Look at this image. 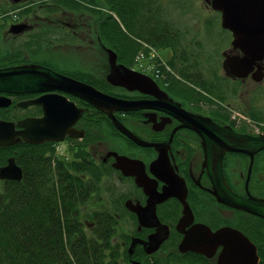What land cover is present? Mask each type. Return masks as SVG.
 <instances>
[{
  "label": "flooded vegetation",
  "instance_id": "flooded-vegetation-1",
  "mask_svg": "<svg viewBox=\"0 0 264 264\" xmlns=\"http://www.w3.org/2000/svg\"><path fill=\"white\" fill-rule=\"evenodd\" d=\"M94 1L96 4L93 3ZM202 1L208 7L212 6V0ZM111 9L104 0H0V19L11 21V25L25 23L27 24L25 30L39 32L37 34H48L46 31L67 33L66 35L69 36L63 35L61 38L67 42L76 41L73 44L80 45L82 44L80 41H83L84 38L87 39L93 32V26L96 25L99 43L104 46L103 38H106L108 34L106 27L109 24V15L113 17L112 20L117 21L118 19L119 24L124 27V24H121V16L114 9ZM125 11L127 9L124 6V10L121 11L122 14L124 12L126 15ZM32 19L35 20L32 21ZM46 23L51 26L42 27ZM153 28L155 27H148V30L152 29L149 32H155L156 30ZM225 30L228 31L229 41L221 49L220 64L223 66L224 75L228 79V83L225 84L227 90L216 91L217 95L214 94L215 92L209 93L203 90L212 99L204 96L199 87L194 90L191 84L181 83L180 85L179 82L178 85H173L169 80L163 79L164 70L162 68H143L139 65L136 57L133 61L125 60L126 62L117 57V63H123L138 73L134 74L138 78L151 81L157 89L150 92L147 91L148 87L146 86L130 89L124 85H114L116 90H109L107 89L108 85H104V88L103 85L91 83V81L72 72H62L84 82H90L100 90L114 96L140 100L146 104L135 110H114L113 113L121 123L141 139L154 145H143L127 136L117 128L108 113L73 93L60 89L25 93L0 92V96L11 99L10 104L0 106V111H2L0 119L16 123L17 128H20L17 124L21 119L43 116V104L29 102L41 95L55 92L73 102L77 111L82 110V114L71 125L73 133L66 132L63 140H47L35 143L22 138L10 145L0 146V151L10 149L5 153V162L0 160V166L8 164L9 158L14 157L15 162L23 171V166L18 162L19 144L22 142L31 144L43 151L42 144H51L57 152L63 146L66 154L73 155L72 159L76 161L85 159L92 162L97 168H100L102 180L114 176L119 180L129 179V183L135 184L137 190V193L124 200L126 208L135 216L137 225H135L133 232H125L126 237L123 240V247L127 250L128 257L132 261L129 264H219V257L225 248L224 244H218L211 256L207 255L208 252L206 251H195L191 248L181 251L180 243L188 233L192 235L196 228L199 229V232L193 235L194 237H198L202 231L210 233L208 229L212 232L221 228L241 231L255 243L259 256L258 264H261L262 261L264 262V217L230 206L218 199L214 193V181L205 166L209 157L204 138L196 129L184 125L182 118L184 112L193 115L199 114L210 117L214 123L220 126L232 127L238 133L264 135V120L260 119L261 115L255 111L251 112L248 107L244 106L243 108L239 107V111L236 102L233 105L230 99L232 95H236L239 90L242 91L247 86L253 91H259L258 94L264 92V56L256 58L249 71L245 73L244 69L249 67L246 63V50L234 43L232 30L227 28ZM145 31L147 33V30ZM22 34L23 32H12L11 35L19 36ZM63 42L60 40L57 45H63ZM190 44L192 43L188 45ZM28 63L41 62L31 60L26 55L23 56L21 62L16 64ZM110 70L111 64L107 75ZM232 71L242 73V75L238 76ZM166 74L168 73L166 72ZM96 78L100 79L99 76ZM201 81L202 86L205 87L203 78ZM213 84L219 89L224 88L218 81ZM170 100L178 104L174 105L169 102ZM110 125H113L117 131L111 129ZM98 127H100V131L97 130ZM112 134L115 136L114 138H112ZM110 138L112 143L108 144ZM105 141L108 149L102 153L101 145ZM19 147L22 151V146ZM114 153L127 155L135 160L136 164L133 169L136 171L141 172L143 167L156 195L161 196L169 185L163 177H167L169 174L181 177L186 184V197L183 200L176 194L162 201H157L155 211L146 213L145 222L142 224L137 211L131 210L127 202L130 200L134 205L139 204L145 207L148 205L150 195L143 186L137 184L135 175L125 174L122 168L115 166L117 157ZM220 154L217 156L219 159ZM216 160L215 157L211 158V161ZM235 171L238 177L243 176L245 178L244 184H240L238 177L234 179L232 174ZM222 172L230 188L238 195L242 197L252 195L264 199V148L255 152L253 156L247 152L226 150L222 154ZM23 176L24 171L22 178ZM250 180L252 184L249 183ZM157 198L154 197V199ZM106 208L110 210V208ZM185 209H187V214L186 218H183ZM181 219L183 222L179 226ZM157 233L166 235L156 249L148 251L145 241H150V237ZM134 238L141 240L131 249L130 245ZM244 251L246 253V250ZM133 256L137 259H132ZM172 256H178L180 261L172 262Z\"/></svg>",
  "mask_w": 264,
  "mask_h": 264
},
{
  "label": "water",
  "instance_id": "water-1",
  "mask_svg": "<svg viewBox=\"0 0 264 264\" xmlns=\"http://www.w3.org/2000/svg\"><path fill=\"white\" fill-rule=\"evenodd\" d=\"M215 9L222 13V26L233 31L234 43L242 46L246 50V63L248 68L246 73L255 62L256 58L264 56V0H212ZM27 24L15 23L10 27V31L19 33L26 29ZM110 53L111 70L107 79L114 85H124L130 89L138 86L148 87L147 91L157 89L156 85L147 79H140L134 74H138L128 68L123 63H117V54L114 50L108 49ZM245 60V59H244ZM241 76L242 73L232 71ZM60 89L73 93L89 101L95 107L105 111L114 121L117 128L143 145H154L151 142L141 139L114 115V110H135L146 104L140 100H131L114 96L104 92L90 84L75 77H71L62 72L41 64L28 63L16 64L0 67V92L25 93L41 92ZM169 98V97H168ZM6 99L5 101H3ZM10 97L0 96V106L10 104ZM27 102V101H26ZM43 104L44 114L41 117H29L18 121V126L12 121L0 119V146L10 145L22 138L28 142L40 143L47 140L60 141L65 138L66 132L73 133L72 123L81 114L77 111L74 103L67 100L63 95L54 93L41 95L39 98L30 100ZM174 105L178 103L170 100ZM184 125L196 129L204 138L209 161L205 162L209 173L214 181V193L218 199L230 206L237 207L259 216L264 217V199L250 195L242 197L235 193L226 182L222 172V154L226 150L247 152L254 155L255 152L264 148V135H250L236 132L232 127L220 126L214 123L210 117L203 115H193L183 113ZM220 154V159L217 157ZM116 167L122 168L128 175H135L136 182L143 186L150 195L148 205H134L128 200L127 205L131 210L137 211L141 223L145 222V214L155 211V203L162 201L171 195H178L181 199L187 195L186 184L183 179L169 174L163 177L167 180V190L162 195H156L153 191L150 180L142 167L141 172L136 171L134 165L136 161L127 155H118ZM162 157V156H161ZM160 157V158H161ZM217 158L211 161V158ZM23 171L15 162V158H9L8 164L0 166V179L22 178ZM154 197H158L154 199ZM154 208V209H151ZM187 209H185L186 218ZM156 218L157 215H156ZM183 222L181 219L180 225ZM202 231L198 237L193 235L199 232L196 228L192 235L190 233L180 243L181 251L191 248L195 251H206L211 256L218 244H224L225 248L219 257V264H258L259 256L255 243L239 230L231 228H221L216 232L208 229ZM166 234H154L150 241H145L146 249L152 251L163 241ZM141 239L134 238L131 249ZM246 250V253L245 251Z\"/></svg>",
  "mask_w": 264,
  "mask_h": 264
},
{
  "label": "rangeland",
  "instance_id": "rangeland-1",
  "mask_svg": "<svg viewBox=\"0 0 264 264\" xmlns=\"http://www.w3.org/2000/svg\"><path fill=\"white\" fill-rule=\"evenodd\" d=\"M104 2L121 16L120 20L123 22L121 24H124L122 27L118 19L113 23V17L109 15V24L106 27L108 34L106 38H103L104 46L99 43L96 25L93 26L92 34L87 39L84 38L83 41H80L82 43L80 45L73 44L76 42L73 40L67 42L61 37L69 35L56 31L37 34L39 32L35 33L36 31L30 32L24 29L20 31V33L23 32L22 35L12 36V32L9 31L11 21L1 18L0 61L14 58L19 62L23 56L28 55L29 59L45 62L49 67L58 71L72 72L91 83L103 85L104 88V85L107 84V89L116 90L114 84L107 79V72L110 69L108 49H112L116 52L118 59L122 58V61H133L136 57L139 65L143 68H162L164 70L163 79L169 80L173 85H178L180 82V85L181 83L191 84L194 90L199 87L208 99L211 96L204 93L203 90L209 93L215 92V95H217L216 91L227 90L225 84L228 83V79L224 75L220 61L221 49L229 41V34L222 26L220 10L215 9L213 5L208 7L202 0H104ZM93 3L96 4L95 1ZM123 5L127 9L126 15L121 12L124 10ZM93 14L95 15V13ZM109 14H111L110 11ZM34 20L32 19V21ZM155 24L156 27L153 29L156 30V34L167 33L168 45L157 46L147 40L148 33L152 30H148V27L151 28ZM49 26L51 25L46 23L42 27ZM60 40L64 41L63 45H57ZM189 43L192 44L188 45ZM97 76L100 79L96 78ZM202 78L205 81V87L202 86ZM216 81L220 82L224 88L219 89L214 86L213 83ZM252 91L253 89L248 86L244 87L230 99L233 105L236 102L239 111L243 106L248 107L251 112L255 111L260 114V119L264 120V92L258 94L259 91ZM110 128L117 131L113 125H110ZM97 130L100 131V127ZM114 137L112 134V138ZM110 143H112L111 138L108 141V144ZM101 149L102 153L108 149L106 141L102 143ZM57 153L60 157L73 158V155L66 154L63 146ZM195 169L197 172L199 171L197 167ZM232 175L234 179H237L236 171ZM238 180L241 182L240 184H244L246 181L243 176L238 177ZM249 183L252 184L251 180ZM1 186L0 192H3L4 189H1ZM96 186L93 197L82 205L86 213V221L92 223L86 229L88 232H92V226L98 216L95 211H101L104 207L110 208V210H104L103 213L110 214L113 226L112 242L115 246L117 243L120 244L123 251L125 232H133L136 225L135 216L124 204V200L128 196L137 193L135 184L129 183V179L119 180L114 176L101 180ZM109 252L108 249L107 253L110 254L111 252ZM124 257L125 255L122 254V260L128 264L132 262L129 257V260L123 259ZM132 259L137 258L133 256ZM171 260L172 262L180 261V258L172 256ZM261 264L264 262L262 261Z\"/></svg>",
  "mask_w": 264,
  "mask_h": 264
},
{
  "label": "trees",
  "instance_id": "trees-1",
  "mask_svg": "<svg viewBox=\"0 0 264 264\" xmlns=\"http://www.w3.org/2000/svg\"><path fill=\"white\" fill-rule=\"evenodd\" d=\"M159 33H148L147 40L168 45L167 33ZM16 63L9 58L0 67ZM19 146L23 178L0 180V264H128L122 260V254L129 260L127 250L112 242L106 207L95 211L92 232L86 229L92 223L82 205L102 180L100 168L85 159L60 157L51 144H42L44 151L24 142ZM9 150L0 151V160L5 162Z\"/></svg>",
  "mask_w": 264,
  "mask_h": 264
}]
</instances>
